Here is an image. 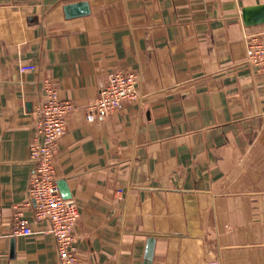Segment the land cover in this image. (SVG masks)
I'll return each instance as SVG.
<instances>
[{
	"label": "crops",
	"instance_id": "0c3cea01",
	"mask_svg": "<svg viewBox=\"0 0 264 264\" xmlns=\"http://www.w3.org/2000/svg\"><path fill=\"white\" fill-rule=\"evenodd\" d=\"M86 2L89 14L64 7ZM264 0H0V264H59L25 206L33 113L49 83L73 103L54 177L79 212L81 264H264V75L242 11ZM21 65L33 71L21 72ZM111 71L139 103L88 123ZM15 210L32 236L15 233Z\"/></svg>",
	"mask_w": 264,
	"mask_h": 264
},
{
	"label": "built area",
	"instance_id": "2783aa9c",
	"mask_svg": "<svg viewBox=\"0 0 264 264\" xmlns=\"http://www.w3.org/2000/svg\"><path fill=\"white\" fill-rule=\"evenodd\" d=\"M244 62L257 75H264V30L243 32ZM21 72L33 71L31 65H21ZM107 84L97 98L85 107V119L94 123L106 118L123 103H139V75L111 71ZM44 95L33 113L34 135L28 147V161L33 167L25 206L31 207L37 222L45 221L48 228L39 232L53 237L59 264H81L76 247L75 227L79 212L73 200H64L54 177L53 158L58 141L66 130V117L76 107L70 101L60 100L49 83L44 84ZM15 233L20 236L36 234L22 213L15 210ZM214 264V263H210Z\"/></svg>",
	"mask_w": 264,
	"mask_h": 264
},
{
	"label": "water",
	"instance_id": "95a60500",
	"mask_svg": "<svg viewBox=\"0 0 264 264\" xmlns=\"http://www.w3.org/2000/svg\"><path fill=\"white\" fill-rule=\"evenodd\" d=\"M64 14L67 18L82 17L89 14L88 4L86 2H79L64 7ZM242 24L244 27H252L264 24V5L257 7H250L243 9ZM153 241L149 240L147 243V250L145 254V264H150L152 257Z\"/></svg>",
	"mask_w": 264,
	"mask_h": 264
}]
</instances>
